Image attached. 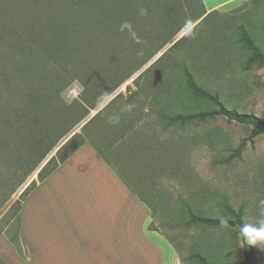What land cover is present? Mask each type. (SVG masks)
<instances>
[{"label":"rangeland","instance_id":"1","mask_svg":"<svg viewBox=\"0 0 264 264\" xmlns=\"http://www.w3.org/2000/svg\"><path fill=\"white\" fill-rule=\"evenodd\" d=\"M1 1L11 2L12 7L26 2ZM186 2L191 5L188 6ZM148 3L155 6L157 13L147 11L140 25L135 27L136 35L141 36L142 40L139 46H133V41L128 40L124 41L125 46L122 44L120 49L128 61L120 64L123 77L132 72L134 65L138 67L148 59L161 42L158 41L159 37L152 43V38L160 35L157 33L163 18L160 8L170 4L182 5L178 22L186 24L170 43L162 47L94 110L88 108L87 95L83 93L80 81L69 82L68 87L61 90L60 97L66 104L76 105L81 113L88 114L59 141L38 169L27 176L30 159L19 146L12 148L9 144L11 133L6 132L5 116L9 114L11 100L0 74V234L3 231L6 233L0 236V258L5 264H34L33 260L27 261V251L15 239V208L9 212L8 209L32 182L37 185V172L46 161L52 157L57 158V151L75 133L85 134L82 127L92 116L109 103L112 104L89 124L86 131L95 127L103 118H112L111 110L125 105L124 98L133 102V113L144 108L149 110V115L142 118L144 125L153 129L154 136L160 139V166L153 167L147 163L151 168H138L135 175L143 178L144 191L139 183L133 182V188L150 206L153 227L176 246L179 264H198L194 257L197 254L214 264L243 261L241 237L235 227L188 226L184 223L188 219L189 210L203 217L229 218L225 210L227 205L235 212L242 211L244 225L259 227L260 221L264 220V204L261 203L264 201V135L256 137L252 142L247 141L240 155L235 156L234 150L248 138L251 127L216 117L204 122L196 120L185 125L179 123L166 130L162 127L158 113L152 112L151 103L162 100L163 108L167 107L171 115L215 110L213 103L194 96L187 88L184 77V71L187 70L203 90L217 96L227 109L252 114L264 121V66L246 64L249 53L240 38L244 30L264 52V0H248L208 13L202 0H148ZM203 11V17L194 21ZM131 27L133 32V25ZM3 65L4 61H0L1 70ZM95 69L100 70V67ZM36 72L37 75L41 70ZM56 77L57 84H64L71 76L65 74ZM72 89L76 91V97L69 93ZM84 164L82 170L71 160L30 192L22 212L24 227L27 224L32 227L34 222L31 209L34 206L43 209L44 198L58 211L54 223L65 224V213L62 211L67 205L76 207L77 204L73 194L91 191V185L79 178L107 175L98 167ZM71 176L77 180H70ZM13 188H16L15 192L11 193ZM253 251L255 263L264 264V245H253ZM164 257L166 259V252ZM153 264H161L156 254Z\"/></svg>","mask_w":264,"mask_h":264},{"label":"trees","instance_id":"2","mask_svg":"<svg viewBox=\"0 0 264 264\" xmlns=\"http://www.w3.org/2000/svg\"><path fill=\"white\" fill-rule=\"evenodd\" d=\"M186 3L188 6L191 5L190 2ZM141 9H145L146 12L151 11V14L157 13L155 6L149 5L148 0H142V2L26 0L14 7L11 2L0 0V56L4 61L0 74L11 100L9 114L5 116L6 132L11 133L9 144L12 148L19 146L30 159L26 176L35 172L59 141L64 139L88 114L81 113L76 105L66 104L60 97L61 90L67 88L69 82L80 81L83 93L87 95L88 108L94 110L114 90L140 70L162 47L170 43L186 24L178 22L182 5L170 4L160 8L162 9L160 15L163 17L162 25L157 30L160 35L155 37L156 39L152 38L154 41L152 43H155L159 37L158 41L161 42L148 59L142 61L138 67L134 65L132 72L123 77L120 66L128 61L120 49L122 44L125 46L124 41L128 40L133 41V46H139L141 36L136 35L135 27L140 25L143 17L140 14ZM204 13L205 11L201 12L193 20L202 18ZM122 24L123 30H121ZM240 38L249 53L246 64L264 66V52L256 46L247 32L243 30ZM2 60L0 59L3 63ZM96 67H100V70L95 69ZM39 69L41 73L36 75ZM65 74L70 75V79L65 80L64 84H57L56 76ZM184 77L187 88L194 96L213 103L216 108L207 112L171 115L169 109L165 107L163 118L168 127L171 128L179 123L185 125L196 120L204 122L216 117H223L228 121L251 127L248 138L234 150L235 156L240 155L247 141L252 142L256 137L264 135L263 120L252 114L227 109L217 96L203 90L187 70L184 71ZM129 89L130 87L127 88ZM167 102L169 104V99ZM111 105L109 103L83 125L85 134L75 133L57 151V158L52 157L38 173L39 182L73 155L87 138L95 143L98 124L88 131L86 128ZM113 111L115 110H111V117L116 119L118 116L113 114ZM35 186V182H32L8 209L9 212L15 208L17 230L21 201ZM15 189L13 188L11 193H14ZM225 210L229 218L217 219L203 217L189 210L188 219L184 224L203 227H235L237 234L241 237L243 261L234 264H256L253 245L249 244L241 233L244 227L242 211L235 212L227 205ZM148 229L157 230L153 227V223L148 226ZM164 236L179 256L176 246L166 235ZM194 257L198 264H214L198 254ZM0 264L3 263L0 262Z\"/></svg>","mask_w":264,"mask_h":264},{"label":"crops","instance_id":"3","mask_svg":"<svg viewBox=\"0 0 264 264\" xmlns=\"http://www.w3.org/2000/svg\"><path fill=\"white\" fill-rule=\"evenodd\" d=\"M202 1L208 13L248 0ZM124 100L125 105L113 111L118 116L116 119L105 117L98 123L95 143L87 138L56 168L74 160L82 170L84 163H89L90 167H98L107 173L105 177L79 178L91 185V191L73 194L77 204L76 207L67 205L62 211L65 224L54 223L58 211L44 198L43 209L35 206L31 209L32 227L29 224L24 227L22 212L30 192L21 201L15 239L27 251V261L33 260L34 264H153L156 254L161 264H179L177 253L164 234L148 229L153 222V213L133 188V182L144 188L143 178L135 175L138 168L160 166V139L154 136L153 129L144 125L142 118L149 115V110L144 108L133 113L132 97L131 102ZM151 105L152 112L158 113L162 127L168 130L162 100ZM70 180L77 179L71 176ZM3 234L5 231L0 236ZM0 262L5 264L1 258Z\"/></svg>","mask_w":264,"mask_h":264},{"label":"clouds","instance_id":"4","mask_svg":"<svg viewBox=\"0 0 264 264\" xmlns=\"http://www.w3.org/2000/svg\"><path fill=\"white\" fill-rule=\"evenodd\" d=\"M141 15H146V10H140ZM127 22H125L126 24ZM124 25H121V30H123ZM264 204V201H261ZM242 236L247 240L251 245L262 244L264 245V220L260 221L259 227L254 225L246 224L241 230Z\"/></svg>","mask_w":264,"mask_h":264},{"label":"built area","instance_id":"5","mask_svg":"<svg viewBox=\"0 0 264 264\" xmlns=\"http://www.w3.org/2000/svg\"><path fill=\"white\" fill-rule=\"evenodd\" d=\"M69 93H70V94H73V95H72L73 97H76V95H77V93H76V91H75L74 89H72Z\"/></svg>","mask_w":264,"mask_h":264},{"label":"water","instance_id":"6","mask_svg":"<svg viewBox=\"0 0 264 264\" xmlns=\"http://www.w3.org/2000/svg\"><path fill=\"white\" fill-rule=\"evenodd\" d=\"M49 160H50V159H49ZM46 163H47V161L45 162V164H46ZM45 164L43 165V167L45 166ZM43 167H42V168H43ZM42 168H40L39 171H38L37 173H39V172L41 171Z\"/></svg>","mask_w":264,"mask_h":264}]
</instances>
